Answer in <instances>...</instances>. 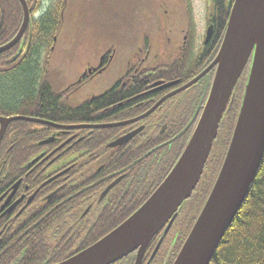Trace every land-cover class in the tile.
I'll use <instances>...</instances> for the list:
<instances>
[{
	"label": "flooded vegetation",
	"instance_id": "obj_1",
	"mask_svg": "<svg viewBox=\"0 0 264 264\" xmlns=\"http://www.w3.org/2000/svg\"><path fill=\"white\" fill-rule=\"evenodd\" d=\"M26 1L30 10L29 27L19 43L6 51L8 64L12 68L23 65L29 54L30 42L52 37L51 33H46L45 22L50 21L51 27L58 25L60 19L55 18V9L59 3L63 8L68 3L67 0ZM219 2L226 6L231 0H204L205 30L197 42L198 15L194 11L193 0H167L170 6L181 7L182 17L177 16L178 22L171 24L176 32L172 28L171 33H163V49L159 46V50L154 51L147 42L148 36H145L143 46H139L125 59L124 71H118L119 75L117 73L118 76L108 88L99 93L88 91L79 100L77 96L65 95V100L74 105L82 106L93 101L94 105L87 106V113H84L89 116L88 119L93 114L91 110L101 108L108 118L127 116L122 120L55 122L26 113L9 114L8 107L0 104L1 117L23 116L29 118L28 121L48 124L49 127L46 131L43 127L38 130L42 137L18 175L10 169L11 166L6 170L7 160L0 161V264H58L93 244L92 226L104 212L108 194L125 177H129L126 171L112 177L110 181L107 175L99 177L115 148L131 142L138 148L141 135L149 129H152L153 134L166 136L161 146H170L175 142L180 147L185 145L203 113L217 67L214 66L188 89L180 90L206 70L217 56L219 46L215 48L214 38L221 23L217 9ZM165 12L168 13L169 8ZM171 12L175 13L173 10ZM23 20L24 9L20 0H0V40H12ZM15 21H20L19 27H15ZM12 25L16 32L10 36ZM209 30L211 35L208 39ZM52 38L56 40V36ZM107 48L96 64L88 63L79 79L62 91L71 90L72 94L77 95L79 83L88 84L105 73L116 54L112 46ZM41 59L43 61V52ZM11 67L0 65V76L13 73ZM192 74L195 75L190 77ZM242 76L238 90L243 92L247 76H244V81ZM115 86L113 98L95 105L98 97ZM171 94L174 96L159 104ZM239 101V96H235L234 104ZM141 116L145 117L135 120ZM131 120L135 121L121 125L123 128L106 145L107 150L104 147L99 150L103 154L101 157L97 154L98 149L90 152V148H83V142L93 133L91 128L94 127L90 126ZM127 136L130 138L120 146L110 147L114 141ZM41 173L43 176L39 177ZM195 199L191 197L186 202L166 236L161 231L153 238L141 264H173L187 238H183L186 222L193 214L197 215L202 207L200 201L199 206H196ZM182 215L184 217L181 220ZM138 252L136 250L115 264H135Z\"/></svg>",
	"mask_w": 264,
	"mask_h": 264
},
{
	"label": "water",
	"instance_id": "obj_2",
	"mask_svg": "<svg viewBox=\"0 0 264 264\" xmlns=\"http://www.w3.org/2000/svg\"><path fill=\"white\" fill-rule=\"evenodd\" d=\"M20 1L24 8V21L18 34L7 44L0 46V53L15 46L29 26L27 2ZM210 35L209 30L208 39ZM248 65L249 75L240 112L221 170L198 219L173 262L211 264L225 233L247 198L264 159V0H234L215 60L181 88L180 91L188 88L214 66L217 67L193 135L162 183L118 227L93 245L58 264H113L136 250L139 252L135 264L142 263L143 255L153 237L168 223L164 232V236L167 235L178 209L198 185L218 135L222 117ZM20 118L22 117L0 116V142L10 122ZM135 120L112 125H123ZM129 138L130 136L119 138L110 146L121 145ZM113 185L114 183L108 187L103 196Z\"/></svg>",
	"mask_w": 264,
	"mask_h": 264
},
{
	"label": "trees",
	"instance_id": "obj_3",
	"mask_svg": "<svg viewBox=\"0 0 264 264\" xmlns=\"http://www.w3.org/2000/svg\"><path fill=\"white\" fill-rule=\"evenodd\" d=\"M217 5L221 23L214 38L215 48L220 45L224 36L233 0L226 6L221 2ZM62 6L59 5L58 11H55V18L60 19L58 25L55 26L54 24L51 27L50 21L45 22L46 33H49V35L51 33L52 36H55L62 23L60 14L63 9ZM11 11L13 12V9ZM19 22L16 23L15 21V27H19ZM15 27L12 25V30L9 32L10 36L15 34ZM50 40L49 45L46 39L30 42L27 61L25 60L21 67L19 65L17 68H12L8 64V52L0 54V65L11 67L10 71L13 72L5 74V77L0 76V104L8 107L9 114L26 113L35 117L66 123L122 120L127 117L108 118L99 108L91 110L93 114L88 119L89 116L84 113H87V106L94 105L93 101L82 106L67 102L65 92L56 89L52 80L46 74L47 52L54 45L53 39ZM5 42H7L6 39L0 40V45ZM42 52L43 61L41 59ZM193 75L195 74L190 75V77ZM116 88L117 86L98 97L95 105L102 103L107 98H113ZM239 106L240 101L236 102L224 117L221 124V137H218L214 143L201 183L192 196L196 198V206H199V201L201 204L205 201L210 187L214 183V177H216L221 167ZM47 126L48 124L23 119H17L10 123L0 144V161H8L6 170H9V166H11L10 169L18 175L21 166L29 158L33 148L38 145L37 141L42 137L41 131L38 130L43 127L46 131L45 129L49 128ZM122 128V126L91 128L93 133L83 142V148H90V152L98 149L97 154L101 157L103 154L99 150L103 147L107 150L106 145L115 138L118 130ZM149 130L141 135L138 148H136L134 142L115 148L107 158V163L101 169L99 177L107 175L108 181L125 171L129 172V177H125L108 194L106 198L108 203L106 202L105 210L100 219L92 226V243L127 219L156 189L178 158L183 146L180 147L178 142L166 147L161 146L160 143L166 139V136L160 133L153 134L152 129ZM42 176L43 173L39 175V177ZM196 216V214H193L186 222L183 238L187 236ZM183 217L182 215L181 220ZM211 264H264V159L247 198L225 233Z\"/></svg>",
	"mask_w": 264,
	"mask_h": 264
},
{
	"label": "rangeland",
	"instance_id": "obj_4",
	"mask_svg": "<svg viewBox=\"0 0 264 264\" xmlns=\"http://www.w3.org/2000/svg\"><path fill=\"white\" fill-rule=\"evenodd\" d=\"M67 1L63 9L62 23L57 29L56 40L53 41L54 47L47 52L46 74L55 88L62 90L77 81L87 64H96L107 47L112 46L116 53L105 73L88 84H78L80 89L77 95L72 94L71 90L65 91V95L77 96L78 100L88 91L99 93L108 88L119 75L118 71H124L125 59L139 46H143L145 36H148L149 41L147 37L145 40L154 51L159 50V46L163 49V33H171L172 28L173 32H176L171 24L178 22L177 16L182 17L181 7H172L166 3L167 0ZM193 3L194 11L198 15L199 42L205 30V4L204 0H193ZM167 8L168 13L165 12ZM172 10L175 13H172ZM50 39L51 37L48 44L51 43ZM237 95L240 98L242 90H237ZM221 134L222 130L219 138Z\"/></svg>",
	"mask_w": 264,
	"mask_h": 264
}]
</instances>
